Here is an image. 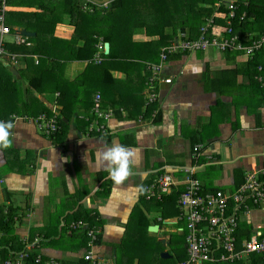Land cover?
I'll return each instance as SVG.
<instances>
[{"label": "crops", "instance_id": "0c3cea01", "mask_svg": "<svg viewBox=\"0 0 264 264\" xmlns=\"http://www.w3.org/2000/svg\"><path fill=\"white\" fill-rule=\"evenodd\" d=\"M1 1L4 0H0V5ZM13 2L9 6L5 0L6 12L14 16L20 12L42 13L39 6L43 0ZM6 23L13 24L7 20ZM26 24L44 30L40 22L37 26L18 17L14 28L6 24L12 29L5 36L6 42L16 43L17 35L24 36L23 30L30 32ZM30 33L33 36L27 41L31 46L22 49L26 57L17 54V68L7 59L0 61V121L9 120L14 114L37 116L55 104L58 92L63 93L68 87L71 92L63 97L65 91L58 98L64 124L55 136L46 137L32 123H15L13 146L0 150V209H17L20 219L15 225V236L22 240L45 236L38 254L48 261L80 262L87 246L80 254L76 250L85 238L73 237L64 225L72 222L68 219L75 218V214L92 211L103 222V229L97 228L101 235V243L95 248L98 264H119L116 261L122 254L118 244L129 231L136 232L140 240L146 236L145 227L159 226L156 220L165 209L144 199L145 187L165 172L183 181L192 168L206 191L232 194L243 183L246 172L264 167V82L260 86L248 77L251 71L260 72L259 67L263 68L264 77V48L256 59L213 49L177 55L162 73L172 83L158 82V101L147 106L148 69L123 64L121 69L111 71L117 82L106 84L95 63L82 58L68 60L72 51L67 43L75 33L73 26L57 24L51 40L48 35L46 40ZM148 40L144 34L134 36L135 42ZM84 44L83 39L79 40L80 47ZM10 49L18 52L20 48ZM48 51L55 59L45 56ZM127 57L125 51L119 55L122 59ZM251 60H256L254 65L258 68H249ZM51 61L57 64V72ZM46 66L50 71H44ZM256 75L254 80L258 81ZM97 94L103 96V110L113 112L108 121L99 120L107 125L106 135L88 131L90 123L98 120L91 106ZM142 116L144 120L140 121ZM113 143L135 153L132 175L119 186L113 184L96 160L97 153ZM198 144L202 154L196 162L192 154ZM44 161L51 163V170ZM177 188L183 189L181 185ZM249 205L252 209L249 214L240 215L241 222L245 218L249 224L257 218V222H262L264 208ZM255 225L264 227V223ZM149 233L146 239L162 238ZM43 248L48 250L43 253ZM138 263L136 259L133 264Z\"/></svg>", "mask_w": 264, "mask_h": 264}, {"label": "trees", "instance_id": "16d2710c", "mask_svg": "<svg viewBox=\"0 0 264 264\" xmlns=\"http://www.w3.org/2000/svg\"><path fill=\"white\" fill-rule=\"evenodd\" d=\"M100 1H104V0H100ZM233 1L235 0H176V1L173 0L172 3H169V0H150V2L146 5H143L142 3L139 4L138 8L135 9L134 12L125 14L124 11L126 10V7H129L132 4L135 5L136 0H111L108 3H102V4L93 2L92 0H43V3L39 6L40 9L42 10L41 14L20 12L15 14V16L24 19L26 20V22L29 23L35 22L37 23V26L40 22L42 25L41 27L42 30L44 29L43 31H39L35 28L29 27L26 24L27 30L36 33V38L38 39L44 38L48 40L47 37L48 35L51 40L52 37L54 36V29L56 25L59 23H67L68 25L73 26L75 28V33L71 38V40H69V42L67 43L69 47H71V51H72L70 52V56L68 60L73 61L82 58L85 61H90L92 64L95 63L101 69L102 75L105 76L106 84L107 83L110 84L113 81L117 82V80H115L111 74L112 70L121 69L120 66L126 64L128 67H133V68L139 66L141 70H143L144 68L146 70L148 69L147 70L148 72L149 64L158 63V62L161 63V54L163 53L164 49L167 50L166 51L167 58L163 62L164 67L170 61L171 58L177 55L180 54L187 55L191 53L208 51V50L189 51V52H179L176 54L174 52H170L169 48L173 44H175L178 40H180V37H182V35H184L187 40L198 38L201 32V28L206 24L207 20L212 18L215 15V13L229 12L228 9L229 4ZM12 3H14L13 0H6L7 5L10 6ZM234 4L237 6V10H236V16L232 20L233 34L238 35L239 37H241V39L245 38L249 33L264 34V3L259 4L258 2H253L252 0H236ZM61 9H63V12H61ZM244 13L246 14V17L244 20H241V17ZM13 14L14 13H12V15ZM48 16L49 18H47ZM114 18L116 19L115 22H118L121 26L118 28L116 32L113 29L114 28L113 21L111 20ZM215 18L216 21L222 24L227 23V19H222L218 17ZM126 31H131V32H129L128 35ZM136 34H144L151 38H155V40L148 42H135L134 36ZM81 38L83 39V41H85L84 47L83 46L80 47L78 45L79 40H82ZM106 43L110 44V52L108 55L105 54V48L104 51H100L99 49L100 45L104 46ZM12 47H17L20 49L18 50V52H16L10 49ZM29 47L30 46H26V45H18L15 42L14 43L6 42L5 44L6 50L16 54H21L24 57H26L24 54L27 53H23L22 49ZM144 49H145V53L144 52L142 53ZM122 51H125L128 54L127 59L119 58V55L121 54ZM99 53H100L99 56L102 58V61L100 63H97L96 62L97 54ZM236 54L243 55L242 53H236ZM51 55L52 53L50 51L45 53V56L50 58V60L55 59ZM256 57L257 56H254L253 59H256ZM255 62L256 60H251L248 63L249 68L252 66L253 69H255L257 67L254 65ZM51 63L53 64L52 69L54 70V72H57V64L53 63L52 61ZM39 64L40 62L38 63V65ZM110 65H112L111 68ZM44 71L46 72L50 71V68L46 66L44 68ZM251 72L250 74H248L251 83L256 82L257 85L260 84L263 85L262 83L254 80L256 74H257L256 77H258L259 75L262 76L261 71L258 72L257 69L256 74L254 73V71ZM162 73L163 70L160 74V78H162L163 76ZM233 74L236 76L237 71L234 70ZM240 74H242V71L240 72ZM65 91L63 92L65 94H63L62 92L61 93L58 92L60 93V97L61 94H63V97H66L68 95V92H71L70 87H68ZM96 91H100V90L97 89ZM96 91L93 92V94H96ZM100 95L102 98L103 97L102 94ZM58 103L60 104V102ZM94 104H95V99L94 102L91 101V106H94ZM49 108H44L43 110H41L39 114H42L44 112H50ZM149 112H150V108L147 107L146 114L149 115ZM62 113L63 111L61 112L60 110L59 124L61 126L64 124L63 120H61ZM25 115H29V114H25ZM29 116H33V115H29ZM241 183L242 182L238 183L236 186H238ZM203 190L206 189L203 187ZM182 191L183 189L178 190L177 188V191H175L174 193L172 192L171 194L168 195H163L161 199H156V198L152 200H148L147 198L144 199L149 203H156L159 209H165L160 212V215H158L160 216L156 220V223L158 225L161 224L162 220H170L169 214L171 212L176 211L175 217L178 218L179 220L177 222L178 225L177 223L170 225H176L177 228H181L180 229L181 233L177 235L180 237V239H182L181 244L186 250L185 244H186L187 236L189 235V231L187 229L188 218L185 215H183V212L178 204V199ZM215 191L217 190H213L211 192H215ZM165 205H168V207L163 208ZM230 205L231 206L228 214L232 213L234 207L232 202H230ZM254 208H258V207L254 206ZM93 213L94 212L92 211H87L83 215L77 213L74 215L76 216L75 218L74 217L69 218L68 221L72 220V222L73 221L77 222L81 220L85 224H87L89 228L103 229L102 228L103 222L100 221L99 217L93 215ZM171 217L173 216L171 215ZM19 219L20 218L18 217L17 209L13 207H9L6 210L0 209V231L4 234L1 239L2 241L0 242V259L3 261L8 259L11 252L24 251L27 246L26 243H33L37 239V238H30L27 239V241H24V239L22 240L21 238H19V236H15V225ZM238 220H239L238 221L239 228L237 232L238 247L236 249V253H242L245 250V248L243 247L244 241L246 242L250 241L251 237L258 231V227H256L257 225H255L252 221H250V224L245 223L246 226H244L243 229L240 230L241 224L243 222H241L240 218H238ZM70 224L71 222H65L64 227H67L68 230ZM165 225L167 224L166 223L162 224L161 225L162 228H164ZM207 225L208 223L204 224V222L198 225V227L202 230L203 235H205V228ZM144 229L146 232L145 233L146 236H150L151 234L148 232V228L145 227ZM261 232L263 233V237H264V230L262 228H261ZM167 233L170 234L171 237H174L176 235L175 232H167ZM72 235L73 237L75 235H79L85 238L84 246L85 247L87 246V249L85 250L84 253H86L91 249V247L89 246L90 239L87 237L86 232H74ZM40 239H41L40 244L38 246L36 245V247L29 253V256L27 258L28 264H31L32 258L38 255L42 242L46 240L45 236ZM147 241L148 242L139 245L137 244L136 251L133 252L132 255H129L130 253H127L122 245V247H120L121 250L119 252L122 255L119 256L116 262L119 264H133L135 260L138 259L139 260L138 264H164L165 263L164 261L167 259H163L161 257L162 251L157 246L155 247H157L158 250L154 251V245H152V241L149 238L147 239ZM100 243H101V235L98 236V240L96 241L95 244L99 245ZM171 244H173L172 240L169 243V245ZM213 246L214 248L217 247L215 244ZM178 251H179L178 249L175 250L176 253H178ZM168 252L169 255L172 254V252L170 251ZM242 255L243 257L236 258L235 260L220 261L216 263H210V262H206V263L207 264H264V250L259 252H253L251 254L243 253ZM42 259L43 262L48 261V258L45 257L44 255H42ZM140 259H142V261ZM186 259H187V255L184 261ZM182 261L183 260H179L177 264H181L180 262ZM58 262L60 264H65V263H61L60 261ZM78 264H92V263L90 261H87L83 256V258L80 259V262Z\"/></svg>", "mask_w": 264, "mask_h": 264}, {"label": "built area", "instance_id": "2783aa9c", "mask_svg": "<svg viewBox=\"0 0 264 264\" xmlns=\"http://www.w3.org/2000/svg\"><path fill=\"white\" fill-rule=\"evenodd\" d=\"M236 1V0H235ZM235 1L229 4V12L216 13L212 18L208 19L206 24L202 26L198 38L187 40L184 35L180 37L175 44L170 48V52H189V51H202V50H216L222 53L236 52L242 53L249 59H253L264 48V34L249 33L245 38L233 34L232 20L236 16L237 6ZM239 6V5H238ZM7 7L5 0L3 1L2 13L0 15V58H5L12 66H18V55L9 52L5 48V36L11 33V28L6 26L5 13ZM227 19L226 24L216 21V18ZM246 14L244 13L241 20H244ZM16 44L27 45L31 44L27 38L21 35L16 36ZM100 51H104V46H99ZM166 49L161 54V63L149 64L150 76L148 77L149 91L147 93V106L158 101V94L156 93V83L161 81L163 83H171V78L162 80L160 74L164 68L163 62L167 58ZM169 52V53H170ZM102 58L97 57L96 62L100 63ZM259 67V71H262ZM256 79L263 84L264 77L258 76ZM57 99L60 94H56ZM50 112H44L37 116L18 115L14 114L11 119L16 123L24 121L34 124L46 137L55 136L60 130L59 124V111L60 107L56 101L54 105L50 106ZM94 113L97 121H92L89 125V133H97L99 135L107 134V125L100 123L99 120L108 121L113 112L104 111L102 108V98L100 94L96 95L94 104ZM156 115L153 116L155 118ZM143 117L140 121H143ZM4 121V120H2ZM201 146L198 144L194 147L192 159L199 161L201 157ZM194 169H188L186 177L183 181L178 182L173 174L163 173L159 176L154 185L147 188L145 192L146 198L152 200L154 198L161 199L163 195H168L180 185L183 191L178 199L180 209L188 218L187 229L189 235L187 236V252L188 259L181 264H202L206 262H220L235 260L236 258L243 257V253L251 254L264 250V237L261 232L262 226H258V231L251 237L250 241H244L243 247L245 250L242 253H236L238 239L237 228L238 218L243 208L250 206L264 207V167L248 171L245 174L243 183L233 192L228 194L226 192L217 190L215 192L203 190V185L194 175ZM230 202L233 203V211L229 213ZM208 223L205 228V235L198 227L200 223ZM69 233L86 232L87 237L90 239L89 246L91 249L87 251L84 258L92 264H98L95 248L96 241L100 231L97 228H89L83 221L71 222L68 227ZM0 231V242L3 237ZM200 235V236H199ZM27 241V239H24ZM41 239L37 238L33 243H26L27 246L24 251L11 252L8 259L0 261V264H28L27 258L30 251L36 245L40 244ZM217 247L214 248L213 245ZM32 262L36 264H59L56 260H49L43 262L42 256L38 254L37 257L32 258Z\"/></svg>", "mask_w": 264, "mask_h": 264}, {"label": "rangeland", "instance_id": "374dc122", "mask_svg": "<svg viewBox=\"0 0 264 264\" xmlns=\"http://www.w3.org/2000/svg\"><path fill=\"white\" fill-rule=\"evenodd\" d=\"M172 1L173 0H169V3H172ZM176 1V0H175ZM253 2H258L259 4H262V3H264V0H252ZM150 2V0H136V3H135V5L134 4H132V5H130L129 7H126V10L124 11L125 12V14H127V13H132V12H134L135 11V9H137L138 8V5L139 4H143V5H146V4H148ZM2 7H3V3H2V1H1V5H0V12L2 13ZM11 13H8V12H6L5 13V16H6V19L4 20L5 21V23H6V20L7 21H11V22H13V24L12 23H7L10 27H15L14 26V23L18 20V17L17 16H14L13 18L11 17ZM15 17H17V18H15ZM112 17H114V16H112ZM47 18H49V16L47 17ZM112 21H113V26H114V31L116 32L117 30H118V28L119 27H121L120 26V24L118 23V22H115V18L114 19H111ZM18 23H22V22H18ZM127 33H128V35H129V32H131V31H126ZM8 38H9V36H7ZM6 38V37H5ZM147 38L150 40V41H153L154 39H151V37H149V36H147ZM6 40V39H5ZM148 40V41H149ZM145 53V49L142 51V53ZM100 55V53L99 54H97V57ZM22 58V57H21ZM5 58H0V61H2V60H4ZM31 59V58H30ZM30 59H28L29 60V62H33V60H30ZM0 65H1V62H0ZM1 109V108H0ZM159 178V177H158ZM158 180V179H157ZM157 180H155V182L153 183V184H151V185H154L155 183H156V181ZM151 185H149V186H146L145 187V192L147 191V188H149ZM262 208H264V207H262ZM251 209H252V207L251 206H248L247 208H243L242 210H241V212H240V215L241 214H243V216H245V215H247V214H249V212L251 211ZM148 213H151L150 211H148ZM173 213V214H172ZM171 215L173 216V217H171ZM176 216V211L175 212H171L170 214H169V219L170 220H162V221H164V222H162L161 221V224H160V227H162L161 225L162 224H167V223H173V222H178L179 220H178V218H176L175 217ZM239 218H240V216H239ZM249 220L247 219V218H245V219H243V223L241 224V228H240V230H242L243 229V227L244 226H246V224L245 223H249L248 222ZM251 221V220H250ZM258 221V218H257V220L256 221H252L254 224L255 223H264V220L262 221V222H257ZM177 225H178V223H177ZM164 227H167L168 228V230H169V232H173V230H174V232H175V236L174 237H171V235H169V237L168 238H166V241H167V243H168V245H164L162 242H161V240L163 239V238H161V240H159V241H157L156 239L155 240H151L152 241V245H154V251L156 250H158L157 249V247H159V249L164 253V251H170V252H172V254L174 255V257H173V255L171 254V256H172V258L171 259H167V260H165L164 262V264H177L178 262H179V260H183L184 261V259L186 258V255H187V253H186V250L184 249V247L182 246V244H181V240L182 239H180V237L177 235V234H179V233H181L180 232V228H177V226L176 225H169V226H164ZM238 228H239V225H238ZM238 228H237V232H238ZM148 230H149V228H148ZM263 230H264V227H263ZM136 232H134V231H129L127 234H126V236H125V239H124V241L122 242V243H119L118 244V250H119V252H120V247H122V245H123V247H124V250H126V252L127 253H130L129 255H132L131 253H133V252H135L136 251V248H137V244L139 245V244H141V243H145V242H148L147 241V239H146V236L145 237H141V239L139 240V239H137L136 238ZM157 234H159V236L161 235V233L160 232H158V233H156L154 236H156ZM237 234V233H236ZM53 240H57V239H53ZM171 240H172V242H173V244H171V245H169V243L171 242ZM154 243H156V244H154ZM79 244L80 245H82V246H80L76 251L77 252H79L78 254H80L81 253V251L83 250V247H84V245H85V242H79ZM155 246H157V247H155ZM237 247H238V245H237ZM176 249H178L179 251H178V253H176L175 252V250ZM44 250H48V249H42V252L43 253H45V251ZM143 256V255H142ZM162 256H163V254H162ZM180 262V263H184V262H186L187 261V259L184 261V262ZM202 264H207V263H202Z\"/></svg>", "mask_w": 264, "mask_h": 264}, {"label": "clouds", "instance_id": "9594fccd", "mask_svg": "<svg viewBox=\"0 0 264 264\" xmlns=\"http://www.w3.org/2000/svg\"><path fill=\"white\" fill-rule=\"evenodd\" d=\"M26 38L28 39V37ZM149 76H150V72L148 73V77ZM161 79L165 80L168 78H165L164 76H162ZM147 81H148V78H147ZM158 82H161V81H158ZM164 84H170V83H164ZM14 127H15V122L11 118L7 121L6 120L0 121V150L8 149L13 146L12 129ZM134 156H135V153H133L128 147L121 145V144L113 143L111 146L105 145V147L97 153L96 160H97V163L101 165L105 171H107L108 178L113 182V184L116 186H119L123 184L129 178V176L132 175V166L134 163ZM43 163L49 168V170H51L50 162L44 161ZM175 223L177 222H173L171 224H175ZM158 227L160 228V225ZM159 232H160V229H159ZM164 245H168V243L166 242V244ZM185 246H186L187 259H188L187 242ZM166 253H169V252L167 251ZM213 263H216V262H213Z\"/></svg>", "mask_w": 264, "mask_h": 264}, {"label": "water", "instance_id": "95a60500", "mask_svg": "<svg viewBox=\"0 0 264 264\" xmlns=\"http://www.w3.org/2000/svg\"><path fill=\"white\" fill-rule=\"evenodd\" d=\"M92 1H93V2H97V3L102 4V3H108V2H110L111 0H104V1H100V0H92ZM21 34L24 35L25 37L33 36L32 33L27 32L26 30H23ZM104 48H105V54L108 55L109 52H110V44H109V43H106L105 46H104ZM15 68H17V66H15ZM149 232H152V233H158V232H159V227H158V226L149 227ZM160 237L163 238V239L161 240V242H162L163 244H166L167 241H166V239H165V236H164L163 234H161ZM162 254H163V256H162ZM162 254H161V257H162L163 259H168V258L171 257V255H169V254L166 253V252H164V253H162Z\"/></svg>", "mask_w": 264, "mask_h": 264}, {"label": "flooded vegetation", "instance_id": "af4514ba", "mask_svg": "<svg viewBox=\"0 0 264 264\" xmlns=\"http://www.w3.org/2000/svg\"><path fill=\"white\" fill-rule=\"evenodd\" d=\"M170 224H171V223H167V225H165V226H168V225H170ZM159 229H161V230H160V233L163 234V235L165 236V238H168L167 236L170 235V234L167 233V232H169L168 228H167V227H164V228L160 227ZM165 230H167L166 233H164ZM163 231H164V232H163ZM173 232H174V231H173ZM165 234H166V235H165Z\"/></svg>", "mask_w": 264, "mask_h": 264}]
</instances>
